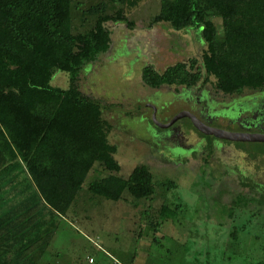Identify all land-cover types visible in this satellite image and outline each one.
I'll use <instances>...</instances> for the list:
<instances>
[{
    "label": "trees",
    "instance_id": "trees-1",
    "mask_svg": "<svg viewBox=\"0 0 264 264\" xmlns=\"http://www.w3.org/2000/svg\"><path fill=\"white\" fill-rule=\"evenodd\" d=\"M73 1L0 0V264H39L57 219L76 211L82 193L89 200L117 201L126 194L151 199L156 184L176 188L168 178L154 181L145 164L126 178L117 174V148L108 140L111 125L103 106L80 87L82 71L110 48V24L130 25L124 9L142 0L89 5L78 17L80 29L71 15ZM162 1L164 11L150 24L167 23L186 33L198 29L203 48L197 58L160 71L144 65L146 86L175 85L197 93L213 77V87L224 95L264 90V0ZM56 70L69 74L66 89L51 84ZM206 137L212 151V137ZM96 167L101 173L85 187ZM238 175L246 190L231 195L230 207L259 213L264 188ZM180 209L164 204L158 218L173 219ZM236 233L232 228L230 237ZM254 264H264V248Z\"/></svg>",
    "mask_w": 264,
    "mask_h": 264
},
{
    "label": "rangeland",
    "instance_id": "rangeland-1",
    "mask_svg": "<svg viewBox=\"0 0 264 264\" xmlns=\"http://www.w3.org/2000/svg\"><path fill=\"white\" fill-rule=\"evenodd\" d=\"M99 1H73L71 15L78 29L81 10ZM165 5L162 0H142L124 9L131 24H110V48L82 71L80 87L103 106V118L111 125L108 140L117 148V174L126 178L137 164H145L154 181L168 178L176 188L167 191L156 184L151 199L124 194L117 201L99 196L89 200L82 193L76 211L57 219L39 264H254L263 256L264 206L259 213L252 208H231V195L246 187L240 183L238 172L228 169L233 165L217 159L236 157L242 161L240 149L225 146L221 155H215L204 139L203 147L191 156V146L176 130L189 131L192 121L188 117L179 118L165 131L153 120V115L156 121L164 122L183 108L194 114L202 108L198 102L189 104L188 94L182 98L180 87L150 88L142 81L144 65L151 64L160 71L177 61L197 58L203 48L198 29L188 28L186 33L173 30L167 23L150 24ZM214 21L218 23L219 18ZM213 83L210 77L203 88L209 109L222 112L211 118L212 125L236 130L239 121H248L251 112L242 109L232 115L229 108L235 109L242 100L264 102V92L246 89L240 96H225ZM51 84L66 89L69 74L54 71ZM261 126L264 122L260 121L254 129ZM189 137L197 142L195 133ZM245 146L264 152V143ZM244 163L246 173L262 175L258 173L259 166L264 168L262 158L245 159ZM98 173V167L88 173L85 187ZM164 204H180L181 209L173 219L160 221L158 210ZM232 228L237 230L235 238L230 237Z\"/></svg>",
    "mask_w": 264,
    "mask_h": 264
},
{
    "label": "flooded vegetation",
    "instance_id": "flooded-vegetation-1",
    "mask_svg": "<svg viewBox=\"0 0 264 264\" xmlns=\"http://www.w3.org/2000/svg\"><path fill=\"white\" fill-rule=\"evenodd\" d=\"M204 89H200L197 93L194 91H186V90H182V98H184V95L186 96V94H188V96H186L187 98V102H189V104H194L195 103H201L202 108L199 110L198 113L196 114H201V117H198L196 114H194L191 110L188 109H181L182 110H187L190 111L191 113H193L199 120H201L203 123L209 125V126H213V127H218L221 129H225V130H229L227 128L224 127H219L218 125H212L211 123V118H214L215 115L221 113L220 111L217 110H210L209 106H208V101L206 102L207 99V93H203ZM263 91H261L260 93H263ZM204 94V96H203ZM224 95V94H223ZM226 96V95H225ZM240 96V95H239ZM256 98V97H253ZM264 102L262 104H259V101L256 100H252L251 102L247 101V100H242V101H238L236 103V107L234 106L235 109H231L229 108L230 111H228L229 114H237L239 111H241L242 109H246L247 111L251 112V117L248 119V121H244V120H240L238 123V129L236 130H229V131H241V132H262L264 133V127H257V129H254L255 125L258 124V122H264ZM192 106V105H191ZM199 106V105H198ZM206 106V107H205ZM193 107V106H192ZM194 108V107H193ZM205 108V109H204ZM178 111V112H180ZM195 111V108H194ZM168 121H162L161 123H166ZM176 123V121L173 123V125ZM191 123V122H190ZM173 125L167 127V128H160L163 131L171 129L173 127ZM190 129L189 131L183 129V128H177L176 130H178V134L181 138L185 139V141L187 142L186 144H188L189 146H191V148L188 150L189 154L196 155V153L201 149V147H203L201 145L202 140L204 141V139L206 140L207 137L206 136H211V144H212V152L216 155V154H220L221 155V151L223 152V150L225 149V146H235V148L237 147L238 149H240L241 151V157L242 161H240L239 158H233V157H225L222 158V156L218 157L217 159H219L222 164H228L230 163L231 165H233V168H228V169H232L233 171H238L239 173H241L243 176L251 178L259 187H263L264 188V168L262 167H258V169H260V171L258 173L262 172V175H257L254 173V171H251V174L246 173V170L244 169V162L245 159H250V158H254V159H258V158H262L264 160V152L263 151H254V150H250L247 149L245 144H251V143H264V142H252V141H235V140H228V139H224V138H218L215 137L213 135H206L202 132H200L196 127L193 126V124H190ZM192 133H195L198 138H197V142L195 141V143L191 140V138L189 136H191ZM206 143V141H204ZM215 145V146H214ZM201 146V147H200ZM207 146V143L206 145ZM175 147V146H174ZM173 147V148H174ZM219 147V148H218ZM236 148V150H237ZM216 152V153H215ZM214 157V156H213ZM244 163V164H243ZM238 164V165H237ZM228 169H224L225 171H228ZM231 170V171H232Z\"/></svg>",
    "mask_w": 264,
    "mask_h": 264
},
{
    "label": "water",
    "instance_id": "water-1",
    "mask_svg": "<svg viewBox=\"0 0 264 264\" xmlns=\"http://www.w3.org/2000/svg\"><path fill=\"white\" fill-rule=\"evenodd\" d=\"M181 117H188L192 121L193 126L206 135H213L218 138H224L235 141L264 142V133L262 132L229 131L218 127L209 126L203 123L193 113L187 110H182L178 112L166 123H161L156 121L154 115H153V120L156 122V124L159 127L167 128Z\"/></svg>",
    "mask_w": 264,
    "mask_h": 264
}]
</instances>
